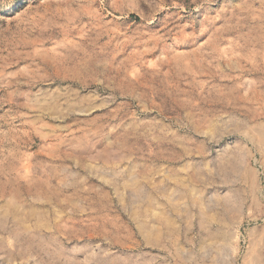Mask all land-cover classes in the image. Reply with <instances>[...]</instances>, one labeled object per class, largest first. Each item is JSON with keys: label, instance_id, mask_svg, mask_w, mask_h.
<instances>
[{"label": "rangeland", "instance_id": "rangeland-1", "mask_svg": "<svg viewBox=\"0 0 264 264\" xmlns=\"http://www.w3.org/2000/svg\"><path fill=\"white\" fill-rule=\"evenodd\" d=\"M263 143L264 0H0V264H264Z\"/></svg>", "mask_w": 264, "mask_h": 264}, {"label": "bare ground", "instance_id": "bare-ground-1", "mask_svg": "<svg viewBox=\"0 0 264 264\" xmlns=\"http://www.w3.org/2000/svg\"><path fill=\"white\" fill-rule=\"evenodd\" d=\"M255 131V130H254ZM263 135V134H262ZM254 138V137H253ZM259 139H257V141H258ZM260 140H262V139H260ZM254 141V140H253ZM264 144V143H263ZM262 144V145H263ZM264 151V150H263ZM264 156V155H263ZM264 164V163H263ZM252 178H254V177H252ZM259 205V204H258ZM262 243V242H261ZM264 246V245H263ZM257 260V259H256ZM255 261V260H254ZM247 263H248V261H247ZM252 263V262H251Z\"/></svg>", "mask_w": 264, "mask_h": 264}]
</instances>
